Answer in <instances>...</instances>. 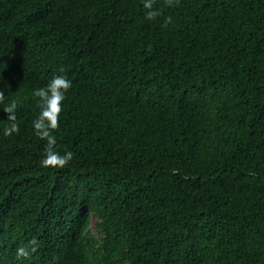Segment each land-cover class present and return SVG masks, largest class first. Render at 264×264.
<instances>
[{
	"label": "trees",
	"instance_id": "trees-1",
	"mask_svg": "<svg viewBox=\"0 0 264 264\" xmlns=\"http://www.w3.org/2000/svg\"><path fill=\"white\" fill-rule=\"evenodd\" d=\"M0 0V264H264V0ZM170 18V20L168 19ZM72 81L54 150L34 89ZM38 241L37 251L16 248Z\"/></svg>",
	"mask_w": 264,
	"mask_h": 264
},
{
	"label": "clouds",
	"instance_id": "clouds-1",
	"mask_svg": "<svg viewBox=\"0 0 264 264\" xmlns=\"http://www.w3.org/2000/svg\"><path fill=\"white\" fill-rule=\"evenodd\" d=\"M143 8L146 9L145 17L154 19L159 16L160 10L153 8V0H142ZM170 20V18H168ZM72 81L65 75L53 76L45 86L34 89L33 94L39 98L40 111L37 118L32 122L35 134L40 139H46L47 150L40 164L43 167H64L72 159L73 153L65 151L63 154L54 150L56 144L55 136L52 130L56 129L59 124V116L62 111V101L65 99V93L71 87ZM4 99V92L0 91V101ZM2 110L6 114V118L11 123L3 129L4 135H11L18 131L15 123L17 104L15 101L3 107ZM38 241L32 239L28 241V245H20L16 248L18 257H28L31 253L37 251Z\"/></svg>",
	"mask_w": 264,
	"mask_h": 264
}]
</instances>
